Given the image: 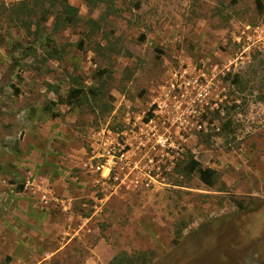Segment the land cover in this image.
Wrapping results in <instances>:
<instances>
[{"label":"rangeland","instance_id":"rangeland-1","mask_svg":"<svg viewBox=\"0 0 264 264\" xmlns=\"http://www.w3.org/2000/svg\"><path fill=\"white\" fill-rule=\"evenodd\" d=\"M21 1L0 0V264H264V0H68L39 38Z\"/></svg>","mask_w":264,"mask_h":264},{"label":"trees","instance_id":"trees-1","mask_svg":"<svg viewBox=\"0 0 264 264\" xmlns=\"http://www.w3.org/2000/svg\"><path fill=\"white\" fill-rule=\"evenodd\" d=\"M87 6H92L97 2H102L103 0H82ZM31 2L32 5L37 6L40 8L39 16L37 20L33 23L23 21L22 27L26 31H30L32 27H34L33 34L36 36V38H39L41 36V25L45 23L51 15H53V21H52V32H58L66 27H70L74 25L79 19L78 17V9L68 3V0H23L17 4H14L12 7L13 13H22L27 18L31 17L34 12L29 6V3ZM45 3L47 5L46 8H44ZM256 9L259 11V13L263 9V4L261 0H254ZM31 5V6H32ZM56 5L59 6L57 11L55 13H51L50 9L56 7ZM92 94H95L93 91H91ZM81 96V90L73 88L71 89L67 96H66V103L72 104L71 100L78 99ZM56 117L57 115H53ZM189 168V169H188ZM188 169L189 172H192L194 170L197 171V173L200 175V179L208 184H212V178L214 171L212 169H201L199 167H196V163L194 161H190L189 167H186V170ZM150 254H147L145 252L137 253L134 255H128L125 252H118L116 253L111 260L107 264H148Z\"/></svg>","mask_w":264,"mask_h":264},{"label":"built area","instance_id":"built-area-1","mask_svg":"<svg viewBox=\"0 0 264 264\" xmlns=\"http://www.w3.org/2000/svg\"><path fill=\"white\" fill-rule=\"evenodd\" d=\"M102 169H106L108 172L111 170V165H108V163H107V165H106V167L104 168L103 166H101V167H97V170H99V171H101V173H102ZM45 199H46V197L44 196L43 198H42V200L45 202Z\"/></svg>","mask_w":264,"mask_h":264}]
</instances>
